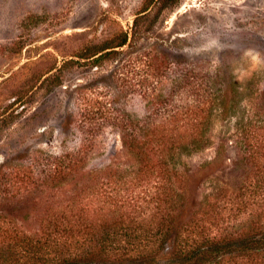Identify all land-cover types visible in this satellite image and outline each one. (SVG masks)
<instances>
[{
  "label": "rangeland",
  "instance_id": "374dc122",
  "mask_svg": "<svg viewBox=\"0 0 264 264\" xmlns=\"http://www.w3.org/2000/svg\"><path fill=\"white\" fill-rule=\"evenodd\" d=\"M133 31L139 52L155 46L156 52L172 60L171 69L176 64L194 67L196 81L190 86L176 84L167 75L159 83L141 82L145 67L139 66L133 72V68L121 69L118 77L131 79L117 87L109 73L114 63L106 61L97 69V64L77 57L93 46L115 42L120 32ZM227 77L235 91L231 107L222 109L212 92L218 80ZM111 97L114 107L133 116L163 114L158 111L160 100L168 107L178 106L173 109L177 115H209L208 144L181 156L178 169L187 171V192L196 201L214 192L217 184L237 191L239 183L230 163L240 150L233 140L249 120L260 119L257 123L262 126L248 129L264 133V0H0L3 258L20 250L15 242L23 236H40L42 217L71 207L74 188L87 168L133 164L116 130L108 124L97 128L96 119L86 125L94 138L86 160L79 162V169L84 168L60 183L34 181L41 178L46 154L72 152L80 146L82 137L75 126L81 114L97 117V100ZM108 113L115 112L107 105ZM219 143L223 147L219 161L201 170Z\"/></svg>",
  "mask_w": 264,
  "mask_h": 264
},
{
  "label": "trees",
  "instance_id": "16d2710c",
  "mask_svg": "<svg viewBox=\"0 0 264 264\" xmlns=\"http://www.w3.org/2000/svg\"><path fill=\"white\" fill-rule=\"evenodd\" d=\"M138 44L134 31L120 32L115 42L93 46L77 57L97 64V69L106 61L114 63L109 73L117 87L131 79L118 77L121 69L129 67L133 72L139 66L145 67L141 82L159 83L167 75L176 84L190 86L196 81L194 67L176 64L171 69L172 60L156 52L155 46L139 52ZM232 84L229 77L218 80L212 92L222 109L231 107ZM113 102V97L97 100V117L81 114L75 126L82 137L80 146L72 152L46 154L41 178L34 181L60 183L80 172L84 166L79 169V162L86 160L94 138L87 126L96 119L97 128L108 124L116 130L133 164L101 163L87 168L82 182H74L78 186L70 198L71 207L42 217L38 238L23 236L15 242L21 246L16 253L23 259L14 251L7 258L0 252V264H264V133L256 130L261 120H249L233 140L240 150L230 163L238 190L217 184L214 192L196 201L187 192V171L178 165L181 156L208 144L210 116L177 115L173 109L178 106L168 107L162 100L157 104L163 114L133 116L121 113ZM107 105L114 114H105ZM251 126L257 127L248 129ZM222 152L219 143L201 170L217 163ZM74 204L78 207L73 208ZM241 213H246L243 220L230 223Z\"/></svg>",
  "mask_w": 264,
  "mask_h": 264
}]
</instances>
